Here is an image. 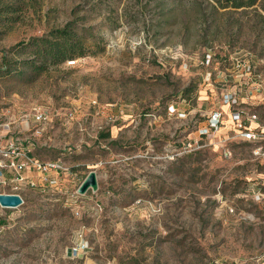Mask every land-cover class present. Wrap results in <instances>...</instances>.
Segmentation results:
<instances>
[{"label":"rangeland","instance_id":"374dc122","mask_svg":"<svg viewBox=\"0 0 264 264\" xmlns=\"http://www.w3.org/2000/svg\"><path fill=\"white\" fill-rule=\"evenodd\" d=\"M5 5L15 11L0 15V70L29 54L20 43L68 21L90 51L0 71V148L12 141L67 168L56 187L27 183L20 205H0V264H264V160L243 143L225 156L200 134L232 54L264 73V0ZM91 171L96 188L79 193Z\"/></svg>","mask_w":264,"mask_h":264},{"label":"built area","instance_id":"2783aa9c","mask_svg":"<svg viewBox=\"0 0 264 264\" xmlns=\"http://www.w3.org/2000/svg\"><path fill=\"white\" fill-rule=\"evenodd\" d=\"M219 74L222 76L219 82L221 105L206 116L200 134L207 136L209 143L220 145L225 156L232 155L229 142L243 143L249 147L254 158L264 160V121L254 108L258 102L242 100L239 95L242 89H248L249 99L251 93L256 94L262 90L264 73L257 70L246 52H236L230 56ZM230 82L234 87L228 88ZM257 101L262 103L264 98H258ZM42 117V112L36 114L37 119ZM227 119L231 121L232 128L222 134L220 129ZM0 152L5 156V160L0 158V186L10 188V191L3 193H17L27 183L32 186L46 183L56 187L59 173L67 171L58 159H40L28 151L19 152L16 143L12 141L7 142L5 148H0ZM27 170L33 172V176L36 175L34 179L26 175ZM5 171L9 172L8 176Z\"/></svg>","mask_w":264,"mask_h":264},{"label":"trees","instance_id":"16d2710c","mask_svg":"<svg viewBox=\"0 0 264 264\" xmlns=\"http://www.w3.org/2000/svg\"><path fill=\"white\" fill-rule=\"evenodd\" d=\"M220 8H241L252 6L257 0H212ZM0 15L5 12H13L9 5L0 8ZM22 49L29 48V54L19 60V66H12V59H4L1 63V72L9 74L11 71L28 68L34 72L43 71L48 66L62 63L68 59L84 56L89 52L87 39L79 34L75 21H68L62 27L51 29L41 36H33L27 42L20 43ZM15 62V61H14Z\"/></svg>","mask_w":264,"mask_h":264},{"label":"water","instance_id":"95a60500","mask_svg":"<svg viewBox=\"0 0 264 264\" xmlns=\"http://www.w3.org/2000/svg\"><path fill=\"white\" fill-rule=\"evenodd\" d=\"M96 178L94 172H89L78 187L79 193L86 192L89 188H96ZM22 203V198L17 193L0 192V205L4 207H16Z\"/></svg>","mask_w":264,"mask_h":264},{"label":"crops","instance_id":"0c3cea01","mask_svg":"<svg viewBox=\"0 0 264 264\" xmlns=\"http://www.w3.org/2000/svg\"><path fill=\"white\" fill-rule=\"evenodd\" d=\"M258 98H259L258 95H256L255 93H251V96H250L248 101L257 103V99ZM231 128H232L231 121L229 119H227V121L225 122V125L220 129V132H222V134L228 133ZM25 173L29 177H33L34 178L36 176V175L33 176L34 173L31 172L30 170L26 171Z\"/></svg>","mask_w":264,"mask_h":264}]
</instances>
